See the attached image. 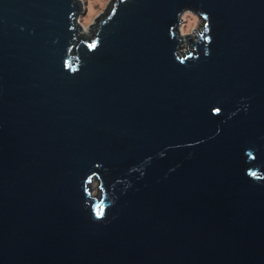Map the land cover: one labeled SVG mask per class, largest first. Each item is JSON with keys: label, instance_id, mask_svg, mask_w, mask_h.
Segmentation results:
<instances>
[{"label": "water", "instance_id": "1", "mask_svg": "<svg viewBox=\"0 0 264 264\" xmlns=\"http://www.w3.org/2000/svg\"><path fill=\"white\" fill-rule=\"evenodd\" d=\"M85 7L0 0V264H264V0Z\"/></svg>", "mask_w": 264, "mask_h": 264}, {"label": "rangeland", "instance_id": "2", "mask_svg": "<svg viewBox=\"0 0 264 264\" xmlns=\"http://www.w3.org/2000/svg\"><path fill=\"white\" fill-rule=\"evenodd\" d=\"M85 4V11L78 18L85 31L94 33L99 24V21L112 8L113 0H81ZM202 20L194 12H186L184 14L183 24L181 25V33L183 36V47L180 51L189 52L193 49L188 36L196 38L201 31Z\"/></svg>", "mask_w": 264, "mask_h": 264}]
</instances>
